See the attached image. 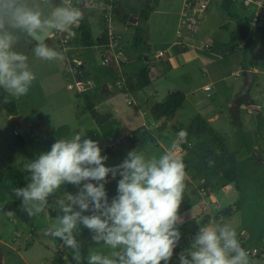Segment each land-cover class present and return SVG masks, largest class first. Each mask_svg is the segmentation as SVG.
<instances>
[{"label": "rangeland", "instance_id": "obj_1", "mask_svg": "<svg viewBox=\"0 0 264 264\" xmlns=\"http://www.w3.org/2000/svg\"><path fill=\"white\" fill-rule=\"evenodd\" d=\"M60 2V0L57 1V5L62 4ZM35 3L45 15L48 14L51 0H35ZM84 3V9L89 13L88 21L92 36L98 37L103 29L107 28L109 34L117 38L118 43L113 48L118 46V52L126 55V58L123 55L121 58L128 61L126 66L131 71L144 66L147 61L143 59V55H148L155 68L151 71L150 77L156 82L134 93H121L119 88H116L115 82L123 80V67H119L121 72H118L107 63L102 64L105 52L108 51L112 56H116L113 49L107 47L104 50L101 47L77 45L69 33H63L68 35L67 41L70 40L69 44L64 45L63 36L57 32L55 37L47 40L46 43L61 52L64 56L63 60L45 62V60L36 59L32 51L35 41L29 37H22L15 45V51L28 57L29 67L36 79L32 82L28 93L19 98L10 96L0 88L3 100L7 97L9 101H13L18 114L24 118L26 123L36 126L41 131L53 133L57 128L64 126L68 130L66 139L80 134L84 136L83 138L97 141L101 148V155L108 158L105 166L113 167L122 163L127 157L129 153L127 145L120 140L115 148L110 147V151L114 150L112 157L104 152L107 149V143L99 133L91 115L84 110L83 101L77 98V92L80 90L76 85V77L70 69L71 60L80 58L84 62L83 68L88 73L87 80L94 86L90 91L94 93L96 100H94V110L100 114L110 113L118 121L122 132L131 131L130 129L137 126L152 125L148 108L156 102L165 101L168 92L181 91L184 93L193 90V96L188 95L186 102L177 110L179 113L177 122L182 129H185L194 115H202L199 110L203 107L221 112L220 118L211 126L225 137L231 149L236 153L238 185L235 189L232 183L222 182L216 176L190 182L197 195L193 201L195 208L187 210L186 217H189V223L192 219H196V222L191 223L195 227L188 223L191 228L182 237L181 245L186 248L190 247L200 227L199 224L202 221L209 222L210 219H215L217 223L228 224L236 230L240 245L245 242L251 243L252 248H257V255L264 257V42L257 40L246 55L239 49L235 53L224 56L220 59V63L209 64L207 66L209 72L206 75H203L201 68L198 67L190 73V76L187 74V76L178 77L180 68L178 71L164 69L160 66L162 62L151 60L164 39L159 33H163V28L167 27V33L171 34L176 26V14L160 12L163 6L167 7V0L160 1L159 8L150 15L149 22L144 24V38L148 43H143L138 48L130 46L136 27L134 24L137 22L133 15L137 12L129 15L130 13L126 10L116 12L113 9L108 23L103 24L100 20V13L101 10H105V2L84 0ZM171 3L176 4L175 1ZM219 3L220 0H216L211 4V7L215 8L214 13L205 21L203 28L209 39L220 46V44L228 43L229 32L234 29L235 24L223 13L222 8H219ZM133 8L138 11L140 5L135 3ZM114 15L118 18H114ZM119 18H123L124 21H120ZM132 19L135 20L132 21ZM221 24H225L226 28H221ZM220 48L224 50L223 46ZM140 54L141 56L138 57ZM177 65L176 67H180ZM251 68H255L259 73L254 83L251 84L248 94L252 100L260 104V113L249 111L247 108H239L238 120H236L230 113L231 105L242 85L244 72ZM79 77L83 80L84 86V77L81 75ZM206 83L209 84V91L202 89L203 84ZM104 84L108 86V90L104 89L102 93ZM95 93L99 94L98 97ZM151 93L155 94L153 99ZM206 93L211 95L206 97ZM167 127L171 129L169 124ZM13 128H16L18 135L12 134ZM141 129L142 127H138L126 134L130 135ZM151 134V138L146 141L143 150L139 152H142L146 158L152 156L158 158L165 152L162 147H158L157 142L169 150V144L174 141L169 143V141L159 140L155 128ZM31 137L28 131L22 130L17 125L14 127V124L7 119L0 102V169L13 165L30 176L24 171V165L41 153L50 151L52 145L48 141L36 142ZM166 143H169L166 145L168 147H165ZM185 173V181H190L188 172L185 171ZM197 189H202L204 194L200 195ZM65 191L75 194L77 189L72 185L62 186L54 196L49 197V206L32 217H29L21 207V201L13 203L6 200L0 203V238L8 244L19 247L21 254L29 264H51V261L60 255L65 262L72 264L64 256L73 259V251L66 247L59 238L46 235L47 230L57 224L56 218L60 214L53 206L54 200ZM209 195L215 200L214 203L210 201ZM214 204L219 206L218 211L213 208ZM5 207H8L10 216L6 214ZM76 239L81 245L82 260L87 256L90 248L104 254L110 251L103 244H94L91 241V234L82 226L76 230ZM3 248L4 253L8 251L6 246Z\"/></svg>", "mask_w": 264, "mask_h": 264}, {"label": "clouds", "instance_id": "obj_2", "mask_svg": "<svg viewBox=\"0 0 264 264\" xmlns=\"http://www.w3.org/2000/svg\"><path fill=\"white\" fill-rule=\"evenodd\" d=\"M82 16L71 0L51 4L47 15L35 0H0V88L19 98L36 79L28 57L14 50L22 37L35 41L36 59L63 60V54L46 41L57 32L71 34L70 27ZM4 103H9L7 97ZM186 135L184 130L178 133L181 138ZM83 137L56 140L50 151L24 165L30 182L14 189L21 207L29 217L35 216L62 186L72 185L75 194L65 191L54 200L60 214L46 235L70 248L77 264L82 260L76 239L80 226L89 231L94 244L110 249L107 254L88 249L85 264H169L181 239L179 209L186 176L182 161L171 152L146 158L133 150L119 165L106 167L108 158L101 155L98 142ZM109 176L120 177L111 200L105 187ZM178 259L179 264H249L236 230L215 219L199 227L190 248Z\"/></svg>", "mask_w": 264, "mask_h": 264}, {"label": "trees", "instance_id": "obj_3", "mask_svg": "<svg viewBox=\"0 0 264 264\" xmlns=\"http://www.w3.org/2000/svg\"><path fill=\"white\" fill-rule=\"evenodd\" d=\"M151 1L145 0L142 7L137 13L138 23L136 24L132 45L137 47L142 43L144 24L147 21L148 14L152 9ZM74 6L79 7V0H74ZM117 12L118 9L116 8ZM225 11L228 9L226 7ZM83 14L82 19L78 24L70 27L69 31L73 32V39H77L79 43L84 47L90 46H102L106 47L109 43V36L107 30H103L99 37L93 38L91 29L88 24V13L81 8ZM248 19L242 21L238 20L236 28L229 33L228 52L231 53L235 50L237 44L245 40L243 51L244 53L252 45V40L247 36ZM259 38L264 40V32L258 34ZM63 44H66L63 43ZM78 70L79 65L75 66ZM86 76V74L84 73ZM123 86L117 87L121 92L134 93L143 89L149 83L148 67L143 66L136 73L132 75H125L123 78ZM3 94H0V102L3 106L6 116L18 114L13 101L5 104L2 98ZM78 97L84 103V110L87 111L96 122L98 130L102 137L106 141H111L117 138L120 132V125L118 121L110 115H100L94 110L93 95L90 91L82 89L78 91ZM184 100V94L181 91L170 92L165 101L156 102L152 104L148 111L150 118L154 123H159L155 130L160 131L165 126L167 121H170L176 114L178 108L181 106ZM164 118L162 121L161 119ZM15 124V123H13ZM16 125V124H15ZM173 127H175L173 125ZM184 131L187 133L186 137L190 138V147L187 150L186 155L183 158L185 164V171L188 172L190 181H184L185 188L182 196V203L179 209V215L189 210L193 206L194 198L197 193L191 185V181L195 179H205L207 177L216 176L222 180V182L233 183L237 186L236 176V153L231 149L228 141L219 132H217L210 123L200 115H195L191 118ZM31 139L38 142L45 140L40 139L37 135L33 134ZM68 130L66 127H59L50 135L57 138H66ZM151 136L146 129L140 131H134V133L126 136V143L128 152L137 150L139 152L143 143L149 140ZM106 154H109L107 149L104 150ZM120 177L117 176L116 180H112L111 176L107 179L109 183L106 184V192L109 200L116 195L117 181ZM29 176L19 170L13 165H7L0 169V203L5 200L18 201L14 194L15 188H22L29 183ZM235 204V203H234ZM206 221H202L199 226L203 227ZM180 234H184L190 231L188 224L185 222L179 226ZM177 252V248L174 249V254ZM72 264H77L76 260L68 259ZM52 264H66L62 256L52 261ZM81 264H85V261H81ZM163 264V262H161Z\"/></svg>", "mask_w": 264, "mask_h": 264}, {"label": "crops", "instance_id": "obj_4", "mask_svg": "<svg viewBox=\"0 0 264 264\" xmlns=\"http://www.w3.org/2000/svg\"><path fill=\"white\" fill-rule=\"evenodd\" d=\"M60 1H61L60 3H63V0H60ZM80 1L82 2V5H80ZM102 1L103 2H106V0H102ZM144 1L145 0H116V7H115V9L117 8L118 11L126 10V11H128L130 13L129 15L135 14L136 12L138 13V11L142 7V4H143ZM160 1L161 0H153V1H151L152 9H151V11L148 14V18H147L146 23L149 22L150 15L153 12H155V10L157 8H159ZM174 1L176 2L175 5L173 3H171V2H174ZM184 1L185 0H167V2H168L167 3V7H164L163 6L162 7L163 10H160V12H163L165 14H168V13H174V14H176L177 15L176 16V26L171 31V34H168L167 33V27H164L163 28L164 29L163 30V33H159L161 36L164 37V39L162 41L161 46L157 50L163 49L164 50V56H162V57H156L155 56L156 52H155V54L153 55V59H151V60H153V62H156L157 60H159L160 63L162 62L161 64L160 63L159 64L164 69H168V70L175 69V71H178L179 68H180V73L177 74L178 77H181V76L183 77L185 75L187 76V74H189V76H190V73L195 68H198V67L201 68V73L203 75H206V73L209 72V69L207 70V66L209 64H212L214 62H219L220 63V59H222L224 56H227V55H230L232 53H235L236 50H239V49H241L242 52H243V54L246 55L248 53V50L254 45V43L257 40H261V41L264 42V40L260 39L259 36H258V34L260 32H264V31L250 33L249 32V28H248V30L246 31V33H247V36L250 37V39L252 40V45L247 49V51L245 53L243 51V46H244L245 40L240 41L237 44V46L235 47V50L232 51L231 53L228 52V43H229V40H228V43L227 44H225V43L222 44V45L220 44V46L221 47L223 46V49H224L222 51V49L220 48V46L218 44H216V42H214V41H212V40L209 39L208 35L206 34L207 32L203 28V25H204L205 21L209 18V16H211L214 13L213 10L215 8H212L211 7L212 6L211 4L213 2H215L216 0H208L207 6H206V9H205V17H204V20L202 21V23L200 24L199 28L196 31H193V32H183L182 35L180 37H178L177 36V30H178L177 25H178L179 17L181 16V13H182V10H183ZM87 3H88V1H87ZM135 3L137 5H140V8H139L138 11H136L135 8H133V4H135ZM84 5H85L84 0H79V7H80L79 9L80 10H81V8L84 9ZM71 6L72 7H75L74 6V0H71ZM220 7L222 8L223 13L225 15H227L228 17H230L231 18V21H233V23L235 24L234 29L236 28V23H237L238 20L242 21L244 19H249L250 16H251V14H252V12H253V10H254V7L253 6H245V5H243L242 0H220L219 8ZM226 7L228 9L227 12L225 11ZM115 9H114V11H115ZM133 9H134V11H133ZM175 9H177V10H175ZM84 11H85V9H84ZM103 11L104 10H101L100 20H101V22L103 24H105V23H108V21H105L104 20V18H103ZM137 13L135 15H133L137 19V22L134 25H136L138 23ZM111 14H112V12H111ZM116 17L114 15V18H116ZM88 18H89V13H88ZM88 18H87V21H88ZM119 19H120V21H124L123 18H119ZM88 24H89V21H88ZM89 26H90V24H89ZM221 28H226V25L225 24H221ZM103 30H107V28L106 29H103ZM233 30H231V31H233ZM107 32H108V30H107ZM144 32H145V29H144ZM144 32H143V40H142V43L139 46L143 45V43L144 44L145 43H148L147 42V39L144 38ZM70 33H71L70 34V37H71L73 35V32L70 31ZM91 34H92V32H91ZM100 35L101 34H99V36ZM109 35L110 34L108 32V36ZM67 38H68V35L63 36L62 43H64V41H63L64 39H65V42H66ZM93 38H96V37H93ZM112 41H114V42H112ZM73 42L77 43V45L82 46L77 39H73ZM69 43H70V40H68L66 42V44H69ZM117 43H118L117 42V38H115V36L110 35L109 36L108 46L102 47V46L94 45V46H90V47H101V48H104V50L108 47V48H111V49H113L115 51L116 56L120 53V55H123L124 58H126V55L122 54L121 52H118V46L115 49L113 48V46L117 45ZM130 46L131 47H134V48H138L139 47V46L135 47V46L132 45V38H131ZM116 56L115 57L112 56L113 57V61L117 65L118 72H121L120 69H119V67H123L122 70L124 72L122 74V78H124L125 75H128L129 76V75H132V74L136 73L140 68L143 67L142 66V67L138 68L137 70L131 71L130 68H127V66H126V64H127L128 61H126L125 59L121 58V56L120 57H116ZM140 56H141V54L138 57H140ZM143 56H144L143 59L145 61H147L146 64H144V66H147L148 67V76H149V80H150V83L146 86V87H148V86L151 85V83H155L156 82V80H153L150 77L151 71H154L155 68H154V63L150 62V57H148V55H143ZM45 62H47V61L45 60ZM177 64L180 67H176ZM76 65H79L78 70H76V68H75ZM83 67H84V62L80 58H75L74 60H71L70 61V69L72 70V72L74 73V75L76 77V85L78 83L77 86H78L79 90H82L83 87L87 84L84 89L85 90H88V91H91V90H93L94 86H92L91 82L89 80H87L88 73H86L87 71H85ZM248 71L251 73V79H250V86H251V84L254 83V81L256 79V75L259 73V71H257L255 68H251ZM84 73L86 74V76L84 75ZM80 75L82 77H84V79H85L84 86H83V83H82L83 80H81V78L79 77ZM117 80H119V79H117ZM122 82H123V80L121 81V86H123V83ZM206 86L209 87V84H207V83L206 84H203V86H202L203 91H209L210 90V87H209V89L205 90L204 87H206ZM250 86H249V88H250ZM104 89L105 90L106 89L108 90V86H106V88H104ZM104 89L102 88V93L105 91ZM192 91H188V92H184L183 93L184 94V100H183L182 104L184 102H186L188 95L193 96ZM90 93L93 95V100H95L94 99L95 98L94 93H92V92H90ZM96 93H97V91H96ZM121 93H125V92H121ZM169 93L170 92H168L166 94V97H167V95ZM98 95L99 94H96L97 97H98ZM151 95H152L151 98L153 99V97H154L155 94L154 93H151ZM210 95L211 94H209V93H206L205 94L206 97H209ZM77 98H79L78 97V92H77ZM95 101H94V104H95ZM252 103H253V105L256 106V108L258 110V114H259L260 113V111H259L260 104H258L254 100H252ZM195 104H197V103L195 102ZM94 108H95V105H94ZM239 108H246V105L244 103H242L239 106ZM199 111L202 112V115H200V116H202L204 119H206L210 123V125H212L214 122H216L220 118V115L219 114L221 112H215L212 109H209L208 107H203ZM98 114H100V113H98ZM100 115H110V116H112L110 113H105V114H100ZM175 116L176 117H175L174 124L170 123V121H171L170 120V121H167L166 122V124L162 128V130H160V131H157L156 130L157 131V138L159 140H161V141H169V143H170V141H174V142H172L170 144L169 143H166L165 144V147H168L166 145L169 144V150H166V148H164L163 145L160 142L159 143L157 142V145H158L159 148L162 147L164 149L163 152H165V153L166 152H171L176 158H178L180 160H183L184 156L186 155L187 150H189V147H190V138H188V137L181 138V137L178 136V133L181 130H184V129H182L181 128V125L177 122L178 117H179V113L176 112ZM6 117L10 121V118H9L10 116H6ZM95 124H96V122H95ZM157 124H159V123H154L153 122L152 125L149 124V125H146V126H143V125L142 126H137L135 128L130 129L131 131H127V132H122V130L120 128V132H119L117 138H115L114 140L106 141L103 138L104 141L107 143V147L106 148L109 151V154L108 155H110V157H112L114 155V150L112 149V151H110L111 149H109V148L110 147L115 148V146L118 144V142L120 140L124 141L125 144L127 145V143H126V135L127 134L126 133L132 132L134 129H136L138 127H142V129H146L148 131L149 135L152 136L151 132H152V130L154 128H156L155 126ZM168 124L171 126L170 127L171 129H168V127H167ZM173 125L175 127H173ZM14 127H15V124H14ZM62 127H64V126H62ZM97 129H98V126H97ZM13 130H15L17 132L16 128H13L12 129V134H13ZM13 135H15V134H13ZM16 135H18V132H17ZM124 135H125V138H124ZM66 138H59V139H66ZM171 139H173V140H171ZM36 142H38V141H36ZM145 143L142 144L140 150L141 149L143 150V148L145 146ZM161 151H162V149H161ZM148 152H150V151H148ZM257 159H260V158L258 157ZM182 163H184V162L182 161ZM236 176H237V185H238V174H237V172H236ZM234 188L237 189V186L235 187V185H234ZM198 193H199V191H198ZM209 199H210V201L211 200H214V199H212V196L211 195H209ZM18 201H20V200H18ZM18 201L9 200L8 202H13V203L15 202V203H17ZM194 205H195V203L192 206L193 208H195ZM181 218L183 219V223H185V222L187 224L189 223V217H186V212H184L181 215ZM195 222H196V219L195 220L192 219L191 223L192 224H195ZM191 223H189V224L191 226H193ZM189 224H188V226H189ZM207 224H208V222H206L205 225H207ZM193 227H195V226H193ZM189 228H191V227L189 226ZM188 232H186L184 234H187ZM184 234L181 235V239H180V241H179V243H178V245L176 247L177 248V252L175 254H173V257H172L171 261L169 262V264H179L178 255L181 252L186 251V250H188L190 248V247H187L186 248V247H184V246L181 245L182 237L184 236ZM6 242L7 241H4V240H2L0 238V245L2 247V250H4L3 246H6L8 248V251L7 252L5 251V253H4L3 264H29L24 259V256L21 254L19 247L15 246L14 244H8ZM247 246H248V248H246ZM241 247L244 248L245 250L251 249L252 248V244L251 243H248V242H245L243 245H241ZM64 257H66L68 259L69 258L72 259L71 257H68V256H64ZM72 260H74V259H72ZM81 261H83V260H81ZM66 263L68 264V262H66ZM51 264H52V261H51ZM249 264H264V257L262 255L260 256V255H257V254L256 255H249Z\"/></svg>", "mask_w": 264, "mask_h": 264}, {"label": "built area", "instance_id": "obj_5", "mask_svg": "<svg viewBox=\"0 0 264 264\" xmlns=\"http://www.w3.org/2000/svg\"><path fill=\"white\" fill-rule=\"evenodd\" d=\"M208 0H185L181 16L178 20V30L177 36L180 37L183 32H193L196 31L205 17V9L207 6ZM243 5L253 6L254 10L248 19V28L250 33L264 31V0H242ZM116 7V0H106L105 10L103 11V18L105 21L109 20L111 11ZM65 42V39L63 40ZM111 44V43H110ZM115 44V43H114ZM156 57L164 56V50L159 49L156 51ZM107 60L103 56L102 64H106ZM116 87L121 86V82L116 81ZM78 85V83H77ZM205 90L209 89L208 86L204 87ZM13 134H17L13 130ZM184 164V163H183ZM185 166V164H184ZM199 194L203 195L204 191L199 189ZM214 203V200H211ZM213 208L218 211L219 206L213 205ZM249 255H256L258 253L257 248L253 247L246 250Z\"/></svg>", "mask_w": 264, "mask_h": 264}, {"label": "water", "instance_id": "obj_6", "mask_svg": "<svg viewBox=\"0 0 264 264\" xmlns=\"http://www.w3.org/2000/svg\"><path fill=\"white\" fill-rule=\"evenodd\" d=\"M56 3H57V0H53V4H56ZM80 5H82V2L81 1H80ZM134 20L135 19H132V21H134ZM103 56L106 58L107 64L111 68H113L116 71H118L117 65L113 61L112 55L107 51V52L104 53ZM120 56L121 55L119 53L116 57H120ZM250 79H251V73L249 71H245L244 72V77H243L242 85H241V87L239 89V92L235 96V99H234L232 105H231L230 113H231L232 117L235 118L236 120H238V117H237V115H238V108H239V106L242 103H244L246 105V108L248 110L253 111V112H255V113L258 114V110H257L256 106L253 105L252 100L250 99L249 94H248V90H249V86H250ZM106 86L107 85L104 84L103 85V89L106 88ZM175 117L176 116H174L171 119L170 123L174 124ZM9 118H10V121L11 122L15 123L22 130H24V131H31L33 134L37 135L42 140L48 141V142H50L52 144L56 140H59V138L54 137V136L50 135L47 132L41 131L36 126L30 125V124L26 123V121L24 120V118L21 115H19V114L11 115ZM161 120L163 121L164 118H162ZM256 158H258V156H256ZM4 209H5L6 214L10 216V211H9L8 207H5ZM246 248H248V246ZM3 257H4V251L2 250V247L0 245V264H3Z\"/></svg>", "mask_w": 264, "mask_h": 264}, {"label": "flooded vegetation", "instance_id": "obj_7", "mask_svg": "<svg viewBox=\"0 0 264 264\" xmlns=\"http://www.w3.org/2000/svg\"><path fill=\"white\" fill-rule=\"evenodd\" d=\"M58 1V0H57ZM51 3L53 4V0H51ZM57 4V3H56ZM62 36H65L63 33H61ZM67 41V40H66ZM65 43V42H64Z\"/></svg>", "mask_w": 264, "mask_h": 264}]
</instances>
